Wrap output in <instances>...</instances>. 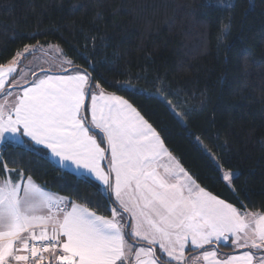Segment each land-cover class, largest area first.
Returning a JSON list of instances; mask_svg holds the SVG:
<instances>
[{
  "label": "snow or ice",
  "instance_id": "obj_1",
  "mask_svg": "<svg viewBox=\"0 0 264 264\" xmlns=\"http://www.w3.org/2000/svg\"><path fill=\"white\" fill-rule=\"evenodd\" d=\"M48 54L25 45L0 64V264H264V214L203 188L128 100L105 94L87 69L68 71L71 59L60 74L29 69L35 78L26 79L23 61ZM25 157L96 187L111 215L48 191L25 174ZM229 240L233 254L221 256L216 246Z\"/></svg>",
  "mask_w": 264,
  "mask_h": 264
},
{
  "label": "trees",
  "instance_id": "obj_2",
  "mask_svg": "<svg viewBox=\"0 0 264 264\" xmlns=\"http://www.w3.org/2000/svg\"><path fill=\"white\" fill-rule=\"evenodd\" d=\"M226 6L223 0H0V64L25 45L58 46L77 66L69 71L87 69L105 94L128 100L203 188L264 214V0ZM12 155L5 152V160ZM30 159L25 174L48 191L111 215L96 187L55 163ZM228 170L236 173L231 185L223 180Z\"/></svg>",
  "mask_w": 264,
  "mask_h": 264
},
{
  "label": "rangeland",
  "instance_id": "obj_3",
  "mask_svg": "<svg viewBox=\"0 0 264 264\" xmlns=\"http://www.w3.org/2000/svg\"><path fill=\"white\" fill-rule=\"evenodd\" d=\"M233 1L234 0H223V3L226 5H228V4L232 5ZM57 47L58 46L44 47V51L49 53V54L42 56L41 59L37 60L35 57H30L29 59L23 61V65L25 66V70L28 71V76L26 77V79L32 80L35 78V77H33L31 70H34L38 75L42 76L44 73L42 71H40L41 68H44V69L50 68L53 74L61 73L62 69L60 67V63H61L62 59L66 58V56L64 54L62 55V57L60 55H58L55 51V49ZM39 55H40V53H37V56H39ZM64 67L68 68V71H69L70 67L68 65L65 64ZM29 69H31V70H29ZM72 71H78V70H72ZM63 74H67V72H64ZM24 86L26 87L28 85L25 84ZM0 102H2V101H0ZM168 104L170 105L172 110L175 112V114L178 117H181L180 114L175 111V108L170 103H168ZM99 135L102 137L103 133H101ZM232 173L234 175H236L235 172H232Z\"/></svg>",
  "mask_w": 264,
  "mask_h": 264
},
{
  "label": "crops",
  "instance_id": "obj_4",
  "mask_svg": "<svg viewBox=\"0 0 264 264\" xmlns=\"http://www.w3.org/2000/svg\"><path fill=\"white\" fill-rule=\"evenodd\" d=\"M70 70V69H69ZM55 74H60V73H55ZM98 92V91H97ZM89 120H90V123H91V114H90V112H89ZM97 130H99V129H97ZM101 133V132H100ZM99 138H100V136H98V140H99ZM102 147H107V146H105L104 144H102ZM174 156V155H173ZM103 164H106L107 163V160H105V161H103L102 162ZM57 165V164H56ZM58 166V165H57ZM190 174V173H189ZM191 175V174H190ZM192 176V175H191ZM229 185H231V182H228V181H226ZM114 199V198H113ZM226 202V201H225ZM227 203H229V202H227ZM233 205V204H232ZM234 206V205H233ZM236 207V206H235ZM238 208V207H237ZM240 209V208H239ZM122 211V210H121ZM241 211H244V210H242L241 209ZM247 212H249V211H247ZM251 213V212H250ZM98 214V213H97ZM100 215V214H99ZM124 216H128V214L127 213H124ZM129 243H133V244H135L136 243V240L135 239H133V238H129ZM144 246H149V245H147L146 243L144 244ZM156 247V251H157V253L158 254H160V252H159V247H158V245L157 246H155ZM209 247H211V246H209ZM219 247H229V248H231L232 249V251L231 252H227V251H225V250H223L222 248H219ZM216 250L218 251V253L221 255V256H227V255H231V254H233V246L231 245V241L229 240V242H228V244L227 245H222V246H216ZM199 251V250H198ZM239 252H244V251H248V249H239L238 250ZM188 253V249H186V254ZM195 254V253H194ZM166 258V257H165ZM133 259V264H134V257L132 258ZM188 259L189 260H191V256L189 255L188 256ZM199 264H203V261H200L199 262Z\"/></svg>",
  "mask_w": 264,
  "mask_h": 264
},
{
  "label": "built area",
  "instance_id": "obj_5",
  "mask_svg": "<svg viewBox=\"0 0 264 264\" xmlns=\"http://www.w3.org/2000/svg\"><path fill=\"white\" fill-rule=\"evenodd\" d=\"M29 264H31V261H29Z\"/></svg>",
  "mask_w": 264,
  "mask_h": 264
}]
</instances>
